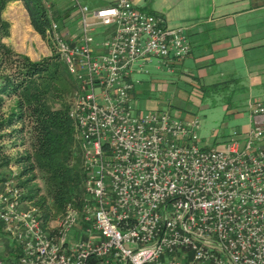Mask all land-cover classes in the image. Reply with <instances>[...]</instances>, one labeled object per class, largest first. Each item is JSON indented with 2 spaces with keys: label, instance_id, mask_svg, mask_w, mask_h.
Masks as SVG:
<instances>
[{
  "label": "built area",
  "instance_id": "1",
  "mask_svg": "<svg viewBox=\"0 0 264 264\" xmlns=\"http://www.w3.org/2000/svg\"><path fill=\"white\" fill-rule=\"evenodd\" d=\"M79 7V40L54 20L49 36L76 82L86 197L46 222L16 174L0 176V264H264V103L250 105L249 132L203 147L198 118L135 106L149 66L172 71L190 55L185 29L131 0L94 22ZM97 27L113 29L93 44Z\"/></svg>",
  "mask_w": 264,
  "mask_h": 264
},
{
  "label": "trees",
  "instance_id": "2",
  "mask_svg": "<svg viewBox=\"0 0 264 264\" xmlns=\"http://www.w3.org/2000/svg\"><path fill=\"white\" fill-rule=\"evenodd\" d=\"M16 1L23 3L34 30L51 45L52 20L62 30L69 11L62 13L53 4L48 7L46 0H0V138L14 140L13 146L21 152L0 159V167L22 166L14 177L20 182L22 198L37 207L47 222L62 214L69 203L79 205L86 197L83 154L77 127L69 116L76 82L59 53L33 61L5 42L12 25L4 12ZM27 140L29 149L24 146ZM0 238L8 248L1 224Z\"/></svg>",
  "mask_w": 264,
  "mask_h": 264
},
{
  "label": "crops",
  "instance_id": "3",
  "mask_svg": "<svg viewBox=\"0 0 264 264\" xmlns=\"http://www.w3.org/2000/svg\"><path fill=\"white\" fill-rule=\"evenodd\" d=\"M48 1L57 10H68L64 0ZM131 1L139 10L163 17L168 26L185 29L191 44V53L177 64L176 69L192 78H195L196 73H222L218 77L220 81L210 86L221 82L238 90L235 93L237 101H247L249 109L252 103H264V0ZM77 2L80 3L79 0ZM94 2V7L98 9L115 4V0ZM17 3L21 4L25 12L21 11V18L26 19V14L29 20L23 3ZM97 10L88 15L89 22L95 21L94 13ZM70 17L71 14L68 13L66 20ZM21 21L18 20L17 28L21 27ZM17 28L14 27V32ZM81 30L77 29L74 33L62 28L63 33L69 34L75 40L80 39ZM90 36L93 44L99 43L106 36V30L96 28ZM20 51V54L29 57L25 50ZM250 129L249 115V125L243 133L246 134Z\"/></svg>",
  "mask_w": 264,
  "mask_h": 264
},
{
  "label": "rangeland",
  "instance_id": "4",
  "mask_svg": "<svg viewBox=\"0 0 264 264\" xmlns=\"http://www.w3.org/2000/svg\"><path fill=\"white\" fill-rule=\"evenodd\" d=\"M64 1L71 17L61 26L67 28V31H73L74 33H76L77 29H82L81 31H83V15L78 4L88 7L89 11L86 16L90 21L88 15L98 9L94 7V0H79L80 3L77 0ZM47 2L49 3L48 0ZM21 11L25 13L21 4L16 1L10 3L4 12V17L12 25L10 37L5 39V42L15 50L17 47L18 50L16 51L18 53L21 52L20 50H25L33 61L59 53L53 42L52 45L49 44L47 40H44L34 30L26 14H24L27 17L26 19L21 18L23 16ZM59 11L64 13L66 10L60 9ZM18 19L22 20L20 28H17ZM29 25L32 28H29ZM13 26L15 29L17 28L16 32H14ZM100 29L110 31L113 28L101 27ZM148 69L149 74L139 76L144 84L140 87L139 98L135 101V106L138 110L142 112L168 111L175 118L182 120L198 118L200 121L199 135L201 137V145L210 149L224 150L235 131L244 134V130L248 128L250 109L247 101L238 102L236 94L233 92L234 89L227 87L225 83L220 82L219 84L221 85L218 89L210 86L220 81L218 77L222 76V73L207 75L205 73H196L194 75L195 78H192L176 68L172 69V71H160L152 65ZM71 98L72 104L73 96ZM13 103V101L7 103L5 113L9 112V108ZM13 143L14 140L9 137L0 138V159L5 156L13 158L21 153L18 147L13 146ZM24 146L29 149L30 140H27ZM22 150L24 149L22 148ZM20 169H22V166L0 167V176L8 175L11 177L13 174H18ZM106 183L109 186V181H106ZM12 185L19 187L20 182L16 179Z\"/></svg>",
  "mask_w": 264,
  "mask_h": 264
},
{
  "label": "bare ground",
  "instance_id": "5",
  "mask_svg": "<svg viewBox=\"0 0 264 264\" xmlns=\"http://www.w3.org/2000/svg\"><path fill=\"white\" fill-rule=\"evenodd\" d=\"M15 9V8H14ZM15 17V16H14ZM19 20V19H18ZM17 23V22H16ZM24 27V26H23ZM26 35V34H25ZM29 35V34H28ZM22 38V37H21Z\"/></svg>",
  "mask_w": 264,
  "mask_h": 264
}]
</instances>
